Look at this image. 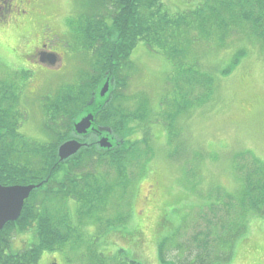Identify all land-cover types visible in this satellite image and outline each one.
<instances>
[{
    "label": "rangeland",
    "instance_id": "obj_1",
    "mask_svg": "<svg viewBox=\"0 0 264 264\" xmlns=\"http://www.w3.org/2000/svg\"><path fill=\"white\" fill-rule=\"evenodd\" d=\"M198 3L161 0L162 11L167 15L192 10ZM84 11L82 0H23L19 10L10 11L0 21V42L12 55L10 61L0 59V113L7 106L11 108L9 118L20 124L19 132L31 142L50 140L43 128L44 122H50L45 116L46 99L55 98L63 87L77 83L79 73L89 65L88 54L79 43V28L75 33ZM232 25L222 42L214 33L209 36L211 41L192 35L185 42H173L181 46L184 54L189 51L186 66L195 64L199 74L206 73L212 79L213 93L204 103L195 99L200 94L196 80L184 78L189 85H196L190 89L183 84L188 97H194L186 102L178 89L182 73L179 67L159 50L152 51L142 42L136 46L130 60L139 70H135L125 88L117 90L121 97L111 108L119 112L118 118L133 120L132 128L139 121L130 116L135 112L142 117L146 114L142 123L147 136L160 131L156 133L160 138L154 141L157 157L141 145L143 154L128 165V181L121 186L107 183L113 192L94 218L76 198L61 200V205L75 201L68 217L78 231L59 250L44 252L37 264H161L159 246L165 239V247L169 248L164 252L165 259L177 262L190 259L199 250L194 240L210 225L240 218L232 206L229 211L222 205L214 213L205 207L221 199L225 204L227 197H237L245 185L239 165H249L254 160L250 157L264 164V48L252 35L250 25ZM41 45H46L51 53L61 51L63 59L58 57L53 66H45L48 74L37 75L38 82L31 83L36 75L30 68L33 62L29 56ZM240 51H245V55L234 64ZM232 64L233 70L225 72ZM126 74L130 76L124 70L123 75ZM110 88L104 98L110 95ZM179 104L181 114L171 123L167 115L173 114ZM102 134L90 133L89 141H98ZM72 138L86 139L83 135ZM154 143L150 140L152 147ZM99 151L101 148L96 145L87 157L93 158ZM73 167L74 164L63 163L60 180L68 174L76 175ZM119 218L125 221L116 222ZM216 219L222 221L217 223ZM234 223H242L245 228L235 240L231 259L223 264H264V217L247 216ZM182 226L177 245L189 250L183 255V250L174 249ZM30 239V233L17 234L14 248L20 249ZM13 245L12 251H16Z\"/></svg>",
    "mask_w": 264,
    "mask_h": 264
},
{
    "label": "trees",
    "instance_id": "obj_2",
    "mask_svg": "<svg viewBox=\"0 0 264 264\" xmlns=\"http://www.w3.org/2000/svg\"><path fill=\"white\" fill-rule=\"evenodd\" d=\"M197 1L199 3L192 10L171 16L163 13L161 0H82L86 11L82 14L78 27L79 43L88 54L89 65L81 71L76 84L64 87L54 100L47 101L45 116L50 115V126L45 124L44 129L51 136L50 140L44 144L28 142L18 131L17 122L9 118L7 108L0 113L1 183L40 184L25 202L19 219L14 223H7L0 232V264H37L44 252L59 250L78 231L71 224L69 212L65 210L66 204H60L61 200L67 197L76 198L88 208L89 217L94 218L113 192L112 186H102V175H107V179L118 177L116 184L119 186L125 184L128 181L130 161L142 155L139 146H150L149 141L152 139L147 136L149 134L144 130V125L141 129L144 137L136 140V128L130 127L133 120L126 116L125 120L118 118L116 115L119 112L111 108L116 98L121 97L117 90L120 92L129 82V75H123V71L133 70L129 57L139 42H144L150 48L160 47L171 61L177 55L181 56L176 64L180 72L182 71L180 78L187 75L198 82L199 88H208L209 85L207 93L211 91L212 79L206 73L200 77L195 64L186 66L185 54L179 49L181 46L177 47L173 42H185L192 35L211 41V33L216 34L220 40L218 41L222 42L229 26L244 24L250 25L252 35L264 47V0H236V3L224 0H209L207 3H203V0ZM222 11L225 12L220 15ZM107 19L110 21L107 22ZM243 56V51L238 53L236 64ZM107 80L111 81L110 95L100 98L98 89ZM187 84L190 89L194 87L193 84ZM193 91L194 89L191 92ZM182 93L184 97L189 96L184 90ZM91 96L95 97L90 109L96 124L117 150L97 153L93 162L89 161V165H92L89 175L81 179L73 178L70 180L72 183L60 187L58 183L63 180L59 182L61 166L57 162V149L62 141L72 138L76 121L89 113L88 103ZM130 118H137L139 122L145 120V116L142 117L136 112ZM85 155L80 156L77 165L86 166L83 160ZM250 159L254 160L249 165L241 164L238 167L244 176L242 181L245 185L236 194L237 197H227L228 202L225 204H222L221 199L205 205L212 213L218 212L222 205L229 211L232 206L236 208L240 218L235 216L230 223H219L222 219H216L219 226L210 225L205 233L194 240L199 250L190 259L185 257L176 264H223L229 261L235 240L245 228L242 223L234 222L244 220L246 211H254L255 214L264 216V164L254 157ZM101 166H107V169L99 173ZM257 167L258 171L255 169ZM110 171L114 173L111 174ZM83 174H86V170H83ZM182 229L183 226L176 234L174 249L182 248L181 244L177 245ZM24 233H30L31 239L21 248L25 250H16L13 245L14 237ZM164 241L159 246L161 264H175L168 263L164 257L168 239ZM12 245L16 251H12ZM181 250L183 254L184 251L189 253V250Z\"/></svg>",
    "mask_w": 264,
    "mask_h": 264
},
{
    "label": "water",
    "instance_id": "obj_3",
    "mask_svg": "<svg viewBox=\"0 0 264 264\" xmlns=\"http://www.w3.org/2000/svg\"><path fill=\"white\" fill-rule=\"evenodd\" d=\"M109 83L107 82L102 90L101 95L103 96L108 90ZM92 117H88L83 120L78 126V133H86L92 125ZM101 147L108 148L111 145L107 139H103L100 142ZM80 144L77 142H67L63 144L59 149V157L61 160L68 158L75 154ZM39 187V185H37ZM35 186H2L0 184V231L8 222L16 221L22 211L24 201L29 197Z\"/></svg>",
    "mask_w": 264,
    "mask_h": 264
},
{
    "label": "flooded vegetation",
    "instance_id": "obj_4",
    "mask_svg": "<svg viewBox=\"0 0 264 264\" xmlns=\"http://www.w3.org/2000/svg\"><path fill=\"white\" fill-rule=\"evenodd\" d=\"M22 1L23 0H0V21L5 19L10 11L13 12L15 10H19L22 4ZM17 14H20V13H17ZM11 56H12L11 51L5 49L0 42V59L4 62L10 61ZM57 57H59L58 53L52 54V53L45 51V45H41L40 48L35 49L33 53L29 56V59L33 62L30 68L34 70L35 75H36L35 78L37 79L38 78L37 75L39 74H48L47 73L48 68L45 66L49 65L47 63H51L53 61L56 62ZM43 62L46 64H43ZM31 83H35V80L32 81ZM31 88L34 89V86H32ZM32 92L34 91H31V93ZM80 142L85 143L82 140H80ZM87 142L88 143H85V144L91 145L92 140H90V142L88 140Z\"/></svg>",
    "mask_w": 264,
    "mask_h": 264
}]
</instances>
